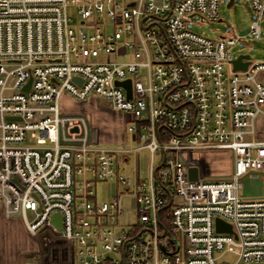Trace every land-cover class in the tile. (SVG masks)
<instances>
[{
    "label": "built area",
    "instance_id": "2783aa9c",
    "mask_svg": "<svg viewBox=\"0 0 264 264\" xmlns=\"http://www.w3.org/2000/svg\"><path fill=\"white\" fill-rule=\"evenodd\" d=\"M242 1L258 39L264 0ZM222 2L0 0V197L18 205L30 235L49 226L75 241L77 264H264V198L241 195L245 176L264 175V62L233 72L235 34L212 39L188 28L196 16L217 21ZM127 80L131 99L116 85ZM64 96L108 102L129 118L124 141L66 138ZM201 151L230 152L229 177L211 180L199 168L190 180ZM143 152L146 175L125 173ZM107 181L119 191L99 202L97 185ZM126 198L138 215L131 226ZM170 206L166 228L160 214ZM217 220L232 232H218Z\"/></svg>",
    "mask_w": 264,
    "mask_h": 264
},
{
    "label": "rangeland",
    "instance_id": "374dc122",
    "mask_svg": "<svg viewBox=\"0 0 264 264\" xmlns=\"http://www.w3.org/2000/svg\"><path fill=\"white\" fill-rule=\"evenodd\" d=\"M76 23L77 18L75 17ZM257 17L251 6L242 1L234 0L229 6L228 0H223L219 6V19L217 21H203L200 17H194L188 23V28L198 34L212 39H218L223 36L235 34L240 40L233 46L228 54L230 59L237 58L243 54H249L253 61L264 62V19L260 22L261 37L256 39L251 33V24L256 21ZM89 102H76L70 98H62L64 111L72 115H82L88 123L86 126V135L91 141L98 142L96 145L109 148L118 147L122 142L121 134L124 125H128L129 118L118 113H114L110 105L105 100ZM69 119V118H67ZM261 127L264 128V115L260 116ZM73 122L74 130L82 134L83 125L81 121ZM73 134V133H72ZM126 142L131 146L130 136L127 134ZM149 154L143 152L136 157L131 156L129 165L123 167L127 173L137 168L142 176L146 175L149 166ZM200 159L202 170L211 180L225 179L229 177L233 169L232 155L228 151L213 152L201 151L195 153L194 159ZM243 188L241 195L246 199L264 198V175L260 172H250L243 179ZM119 191L114 181H107L97 185V199L99 202L111 201L116 197ZM125 209L124 223L131 226L138 222V215L132 199L126 198L123 202ZM181 239V236L178 235ZM225 259H231L225 256Z\"/></svg>",
    "mask_w": 264,
    "mask_h": 264
},
{
    "label": "crops",
    "instance_id": "0c3cea01",
    "mask_svg": "<svg viewBox=\"0 0 264 264\" xmlns=\"http://www.w3.org/2000/svg\"><path fill=\"white\" fill-rule=\"evenodd\" d=\"M99 100L102 99L92 98L90 104ZM113 112L118 113L114 110ZM63 113L65 116L64 136L66 138L73 133L75 137L83 138L93 144L98 143L91 141L90 137L86 135L88 123L85 116L68 114L64 108ZM76 121H78L76 124L81 121L84 126L82 134L74 130L73 122ZM260 122L259 117L257 129L260 132V138L264 139V128L261 127ZM124 129L121 134L122 142L125 139ZM194 166L202 168L201 160H198L197 164L194 163ZM77 249L75 241L62 238L49 226L44 227L37 236L30 235L18 205L9 199L0 197V264H77Z\"/></svg>",
    "mask_w": 264,
    "mask_h": 264
},
{
    "label": "water",
    "instance_id": "95a60500",
    "mask_svg": "<svg viewBox=\"0 0 264 264\" xmlns=\"http://www.w3.org/2000/svg\"><path fill=\"white\" fill-rule=\"evenodd\" d=\"M233 1V0H232ZM230 6V5H229ZM252 59L249 54H243L238 56L237 58L230 59L229 64L232 66L233 72H246L251 65ZM117 86L123 87L127 90L128 97L131 99L132 97V82L131 80H127L124 82L116 83ZM189 178L192 181H196L199 178V168L197 166H192L188 169ZM52 224L55 226L57 230H62V215L60 213H55L52 217ZM216 227L218 232H232V227L229 224L224 223L221 220H217Z\"/></svg>",
    "mask_w": 264,
    "mask_h": 264
},
{
    "label": "trees",
    "instance_id": "16d2710c",
    "mask_svg": "<svg viewBox=\"0 0 264 264\" xmlns=\"http://www.w3.org/2000/svg\"><path fill=\"white\" fill-rule=\"evenodd\" d=\"M170 211H171V206L167 207L166 209L163 210L160 214V219L163 223V225L167 228L169 226V221H170ZM139 231V230H138Z\"/></svg>",
    "mask_w": 264,
    "mask_h": 264
}]
</instances>
